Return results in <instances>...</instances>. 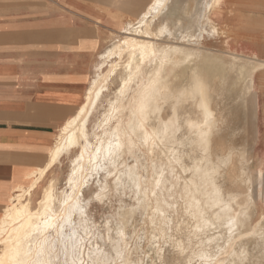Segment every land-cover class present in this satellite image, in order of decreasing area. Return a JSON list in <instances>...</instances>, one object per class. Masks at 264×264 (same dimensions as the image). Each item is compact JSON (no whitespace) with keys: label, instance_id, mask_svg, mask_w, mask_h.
Here are the masks:
<instances>
[{"label":"bare ground","instance_id":"6f19581e","mask_svg":"<svg viewBox=\"0 0 264 264\" xmlns=\"http://www.w3.org/2000/svg\"><path fill=\"white\" fill-rule=\"evenodd\" d=\"M229 1L200 0L192 16L195 31L186 34L184 28L182 34L183 42L195 50L157 43L164 36L171 39L168 24L153 26L166 17L173 0H150L134 21L119 29L122 37L98 53L82 104L59 129L45 165L31 173L30 186L14 195L0 217V264H141L125 247L127 228L139 215L163 239L173 224L171 215L177 216L178 202L192 224L191 234L203 236L195 254L199 264H260L264 157L250 169L243 152L228 143L221 148L224 114L218 105L237 90L238 100L248 99L250 125L258 131L254 122L259 118L264 64L200 51L205 42L229 45L220 34L225 30L231 35L232 29H218L211 21ZM114 80L118 88L89 133L90 117ZM260 112L263 125L262 108ZM260 140L264 142V135ZM73 150L64 189L58 193L48 180L32 208L34 190ZM223 178L228 179L225 185ZM126 191L134 204L123 205L97 224L95 205ZM160 251L159 264H166Z\"/></svg>","mask_w":264,"mask_h":264},{"label":"crops","instance_id":"0c3cea01","mask_svg":"<svg viewBox=\"0 0 264 264\" xmlns=\"http://www.w3.org/2000/svg\"><path fill=\"white\" fill-rule=\"evenodd\" d=\"M121 1L0 0V217L82 104L101 45L128 23L112 16L111 2ZM223 10L264 25V0H233ZM251 33L247 46L264 64V37ZM260 104L264 111V95Z\"/></svg>","mask_w":264,"mask_h":264},{"label":"rangeland","instance_id":"374dc122","mask_svg":"<svg viewBox=\"0 0 264 264\" xmlns=\"http://www.w3.org/2000/svg\"><path fill=\"white\" fill-rule=\"evenodd\" d=\"M149 1L150 0H124L121 2H112L113 10L115 9L112 12V16L118 17L117 20L119 19L120 22H132L136 19V16L139 13L137 11L142 10L147 5V3ZM232 1L233 0H230L228 3L232 2ZM199 2H200V0H173V3L170 6L169 12L167 13L166 17L160 18L158 21H156L154 23V26H153L155 29L160 24H168V28L171 31V36H170L171 39H168L167 36H164L157 43H159L163 46L177 45L180 47H185L188 49L195 50L196 47L187 45L186 43L183 42L182 38H183V35H185V33H183L185 31L184 28H186V31L189 32L186 34H193V32L195 31V19H192V16L195 13H197L198 8H199ZM140 3H141V6H140ZM229 13L231 15L233 12L229 11ZM114 20L115 19H113V21ZM211 21L213 22L212 24L215 25L218 29L219 28H222V29L223 28L224 29L230 28V29H232L233 34H231V35L225 34L226 31L223 30L222 31L223 33L220 34V37L226 38V39L228 38L230 40L228 42L229 45L226 46L225 48H222V47H216V46L214 47L210 42H208V43L205 42L202 46H200V51L202 53H205V54L207 53L210 56L217 57V58L227 57L229 54H234L235 56L238 55V57L248 59V60L252 59L251 61H253V60L255 61V54H253V53L251 54V51L247 46V42L254 38L252 35L253 33H251V32L253 30H255L256 28H259V32L264 37V25L263 24L255 27L251 24L250 20H248L247 17L237 15L236 13L233 14V17H230V16H228V13H226L225 10H221V12L219 13V16L211 17ZM112 25L114 26V22L112 23ZM253 27H255V29H253ZM121 37H122V34H120V31L118 34L113 33L112 35H110L108 37V39H109L108 42L102 44L100 50L96 53V56L93 60L94 64H96V62H98V59H97L98 53H101L106 48L110 47L114 43V39H119ZM231 47H233L234 49H232ZM235 47H237V50L235 49ZM115 59L113 61H117V59L116 60ZM124 59L122 61H124ZM119 68L121 70V65ZM92 70H93V68H92ZM92 74H93V71H92ZM92 74H91V76H92ZM256 80L259 83V77L257 79L255 78V81ZM118 85H119L118 81L114 80L113 83H110L108 85V90L102 94V96L98 102V105L96 106L95 111L92 113V115L90 117L88 127H87L89 133L92 132V128H94L96 123L100 120V117H101V115L104 112V109L106 107L107 100L112 98V95L115 92V90L118 88ZM262 91H263L262 92V96H263L264 95V88L262 89ZM236 92L238 93L237 90H236ZM236 92L234 91L233 93H230V95L224 96L225 100L223 99L224 98L223 97L222 98L223 100L221 99L220 101H221V103H223V101H224L225 104L220 103L221 106L218 105V110L224 114L223 115L224 119L222 121L224 124H222V122L220 124V133L223 136V140L221 141V143L223 142L226 144V145H224L222 143V144H220V146L222 145L221 148H224V147L226 148L227 145L230 144V145H228V147L231 146L233 149H235V150L237 149L238 151L243 152L247 156V158L249 159L248 160V167L250 169H255V167L259 165V163H258L259 159L264 157V142L261 143V140H260L261 134L263 131L260 128H259L260 131H256V132L254 131L255 128L250 125V122H251V115L250 114L251 113H250V108H249V104H248V99L244 98L241 101V99L239 98V100H238L237 99L238 94ZM231 94H233V96ZM229 96H231L232 98L229 99L230 98ZM226 98H227V100H226ZM188 108L189 107L186 106L187 112L189 111ZM226 110L228 112L225 113L224 111H226ZM224 121H226V122H224ZM223 125L227 126V127L225 126L227 128V130H226V128L221 127ZM254 126L255 127L257 126V128H258L257 122H254ZM225 148L223 150H225ZM75 154H76V150H73L68 155L63 156L60 160L61 162L59 164L55 165V167L53 166L54 168L47 174L45 179L37 186V188L34 190V192L31 195V207L32 208L37 207V202L42 197L43 187H45L47 185V182H49L50 180H53L55 187H56V190L58 189L57 190L58 193L62 189H64V187H65L64 182H65L66 176H67L68 171H69V163H70L71 159L75 156ZM128 162H130V160H128ZM186 164H189V162L186 161ZM227 183H228V179L223 178L221 180V184L225 185ZM133 204H134L133 196L128 191H126L124 194H121V195H109L106 199L103 200V202L101 204L97 203L95 205V207L93 208L94 209L93 211L96 214V223L99 225H102L105 217H109L110 215H114V214L118 213L120 211V208L123 205L130 206ZM180 217L182 219V222L180 220ZM170 218H172L173 224L170 226L171 229L166 231V236H164L163 239L160 238L161 241H163V242H161L159 237L157 238V236H158L157 229H155L154 226H151L148 223V221L141 220L139 215H136V217L133 221V224L127 228V232H129V233L127 234L128 237H127L126 241L128 243L126 241L124 243L126 249H128L127 251L132 253L131 256L134 257V259L136 257L139 260H141V264H159V261H158L157 256H156V251H157V249L158 250L161 249L160 254L162 255V258L164 259L166 264H185V262L188 260V258H190V264H199L200 263L198 258L195 257V254L200 249L199 241H200V239H202L203 236L198 234L197 236L194 237L193 234H191L192 233V224L190 221L187 220L186 216L182 213L181 202L177 203V216H176V214L175 215L173 214V215H171ZM137 222H139V223H137ZM262 227H264V223L262 224ZM132 232H134V233H132ZM130 233H132V234H130ZM151 233H152L153 237H152ZM131 235H132V237H130ZM171 236H172V238H171ZM129 240H130V242H129ZM173 241H175V242H173ZM197 241H198V243H197ZM126 243H127L128 247H127ZM158 244L161 246H158ZM168 245H170V246H168ZM180 246H181V248H180ZM122 247H123V245H122ZM105 249L108 250L109 247L106 245ZM180 251H182V252H180ZM193 260H195V261L192 262ZM260 261H261L260 264H262V261H264V258L261 259Z\"/></svg>","mask_w":264,"mask_h":264},{"label":"snow or ice","instance_id":"6c2138e0","mask_svg":"<svg viewBox=\"0 0 264 264\" xmlns=\"http://www.w3.org/2000/svg\"><path fill=\"white\" fill-rule=\"evenodd\" d=\"M210 6V5H209ZM155 195V193H153ZM161 215H163V213H161ZM262 264H264V261H262Z\"/></svg>","mask_w":264,"mask_h":264}]
</instances>
